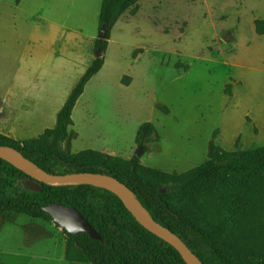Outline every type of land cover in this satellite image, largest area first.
<instances>
[{
    "label": "rangeland",
    "instance_id": "374dc122",
    "mask_svg": "<svg viewBox=\"0 0 264 264\" xmlns=\"http://www.w3.org/2000/svg\"><path fill=\"white\" fill-rule=\"evenodd\" d=\"M102 1L0 0L2 140L37 138L56 125L102 51ZM259 17L264 0H136L111 27L104 64L73 110L67 154L99 149L129 158L140 151L143 164L182 173L210 159L213 145H263ZM147 120L157 133L144 150L136 135ZM234 193L216 179L180 196L179 204L206 229L245 240L250 224L238 221ZM64 228L55 219L0 212V264H91L64 257ZM263 240L264 232L257 244Z\"/></svg>",
    "mask_w": 264,
    "mask_h": 264
},
{
    "label": "trees",
    "instance_id": "16d2710c",
    "mask_svg": "<svg viewBox=\"0 0 264 264\" xmlns=\"http://www.w3.org/2000/svg\"><path fill=\"white\" fill-rule=\"evenodd\" d=\"M135 1L103 0L100 29L110 34L117 17ZM255 24L258 33L264 34V18H257ZM97 45L106 50L107 38L99 37ZM103 64L104 57H98L86 69L58 111L54 127L33 139L0 138V144L19 150L52 175L97 171L118 178L158 222L188 244L203 264H264V240L262 244L256 241L264 232V144L233 150L213 145L210 159L182 173L145 165L136 153L129 158L99 149L67 154L64 141L69 136L73 110L86 83ZM156 133L153 121L143 122L136 135L137 144L149 150L148 143ZM216 179L235 191L238 221L250 224L251 232L245 240L237 232L224 238L217 228L206 229L179 204L180 196ZM53 201L78 207L104 237L98 239L87 231L72 233L64 228L68 235L67 260H88L91 264H191L175 243L140 221L114 190L89 182L48 184L0 156V212H22L53 220L44 208Z\"/></svg>",
    "mask_w": 264,
    "mask_h": 264
},
{
    "label": "water",
    "instance_id": "95a60500",
    "mask_svg": "<svg viewBox=\"0 0 264 264\" xmlns=\"http://www.w3.org/2000/svg\"><path fill=\"white\" fill-rule=\"evenodd\" d=\"M107 35L108 34H106L103 31L99 32V37H107ZM102 53H105V50L98 51L96 53L97 58L102 57L101 56ZM8 147H11V146L0 144V156L10 160L13 164L18 166L20 169H22L24 172L31 175L32 177H34L40 181H43L45 183H48V184L58 185V184H64V183H79V182L93 183L92 180H94V179H100V178L106 179L107 181H109L114 186V189H112V188H110V189L114 190L115 192H117L120 195V197L125 201L126 205L133 211L135 216L140 221H142L149 228L157 231L158 233L164 235L166 238L170 239L173 243H175L182 250L184 255H185V253L190 255L191 260H189L186 256L185 257L189 260V262L191 264H203L200 257L191 250V248L188 246V244L173 230H171L170 228H168V227L162 225L160 222H158L152 216V214L147 210V208H145L143 206V204L141 202L140 203L142 204V206L148 211V215L140 212L138 209H136L132 206V201H131L130 197L128 196L126 191H124V189H123V186H126V185L124 183H122L118 178L111 176V175H108V174H104L102 172H97V171H74V172L60 174V175H52V174L46 172L45 170H43L41 168L46 174V175H42L38 171H36V169H34L32 166L17 160L7 150ZM11 148H13V147H11ZM15 150H17V149H15ZM17 151H19V150H17ZM141 153L142 152L139 151L136 154L140 155ZM31 162L34 163L33 161H31ZM34 164H36V163H34ZM107 188H109V187H107ZM44 208L47 211H49L52 214V216L54 217V219L57 222H59L60 224H62L68 231H70L72 233H79L81 231H87L94 238L104 239L102 233L99 232L93 226L91 221L86 217V215L78 207L73 206V205H67V204L62 203L60 201H53V202L47 204L46 206H44Z\"/></svg>",
    "mask_w": 264,
    "mask_h": 264
},
{
    "label": "bare ground",
    "instance_id": "6f19581e",
    "mask_svg": "<svg viewBox=\"0 0 264 264\" xmlns=\"http://www.w3.org/2000/svg\"><path fill=\"white\" fill-rule=\"evenodd\" d=\"M7 150L19 161L26 163L30 166H32L34 169H36V171H38L40 174L42 175H46L45 172L41 169V167L37 166L36 164L32 163L30 161V159L25 158V156L20 152L15 150L14 148L8 147ZM93 183L98 184V185H102V186H106L109 188L114 189V186L107 181L104 178H100V179H94L92 180ZM124 191H126V193L128 194V196L130 197L131 201H132V206L136 209H138L140 212L148 215V211L142 206V204L140 203V201L138 200V198L136 197V195L126 186H123Z\"/></svg>",
    "mask_w": 264,
    "mask_h": 264
},
{
    "label": "crops",
    "instance_id": "0c3cea01",
    "mask_svg": "<svg viewBox=\"0 0 264 264\" xmlns=\"http://www.w3.org/2000/svg\"><path fill=\"white\" fill-rule=\"evenodd\" d=\"M62 108V107H61ZM60 108V109H61ZM62 246H63V253H64V257H65V249H66V242H63L62 243ZM66 258V257H65Z\"/></svg>",
    "mask_w": 264,
    "mask_h": 264
}]
</instances>
